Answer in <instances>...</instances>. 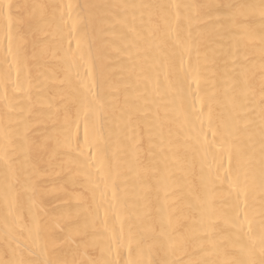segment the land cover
<instances>
[{"label":"bare ground","instance_id":"bare-ground-1","mask_svg":"<svg viewBox=\"0 0 264 264\" xmlns=\"http://www.w3.org/2000/svg\"><path fill=\"white\" fill-rule=\"evenodd\" d=\"M0 264H264V0H0Z\"/></svg>","mask_w":264,"mask_h":264}]
</instances>
